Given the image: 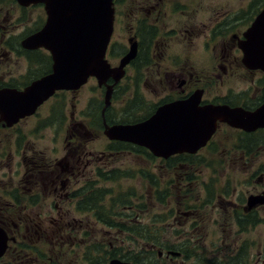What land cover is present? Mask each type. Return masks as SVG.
<instances>
[{
  "label": "rangeland",
  "instance_id": "374dc122",
  "mask_svg": "<svg viewBox=\"0 0 264 264\" xmlns=\"http://www.w3.org/2000/svg\"><path fill=\"white\" fill-rule=\"evenodd\" d=\"M165 1L169 2V0ZM174 1H176L175 11L177 13L172 15L170 12L167 14L161 12L160 15L155 11L157 10L156 1L153 5L155 9L151 10L152 2L138 0L139 7H137V0H123V8L119 11V19L116 23L113 61L118 64L121 60V54L130 44L129 35L134 32L132 27H138L139 19L151 30L142 34L145 42L142 47V49L144 48L143 53L148 51L151 57H156L158 61L153 60L147 66L145 63H141L136 71L129 69V76L123 79L122 87L125 88L112 99L109 109L111 112H107L108 121L121 122L144 118L152 112V105L159 100L158 97L161 94L160 87L155 83L162 62L161 52L166 54L175 52L173 56L178 55L189 66H194L197 69L207 68L208 75H215L212 78L216 79L213 87L218 95L226 94L230 90L242 91L249 88L250 79L246 68L240 64L239 59L236 61V55H240L238 51L228 55L225 60V57L222 56L227 51L225 43L219 44L218 42L216 51L213 48V41L210 42L212 44L208 46V49L202 46L208 36L210 23L217 17L226 15L228 11H238L236 15L239 29H236L235 32L245 31L248 28L246 22L253 13L251 6L255 2L252 5L249 4L256 0ZM143 3H146V7L152 13L148 12L147 8H142L141 4ZM185 3H189L187 4L189 9H186ZM263 3L261 2L259 5L262 7ZM1 9H9L8 15L5 17L8 18V22L12 21L13 24L9 27L6 25L11 40L10 45L0 42V54L10 51L6 59H0V83L10 82L24 85L46 71V60L51 57L48 51L39 49V52L47 55V59L44 56H38L37 60H30L29 58L35 57L36 54H29L30 51L25 50L20 44L27 33L44 23L46 14L41 5L21 9L16 0H0ZM1 17L2 15H0ZM178 22H182L179 24L180 26ZM183 23H186L187 27L197 24L201 31L193 32L192 28L188 27L189 31L185 32ZM204 23L208 24L205 28L203 27ZM172 27L176 30L174 31ZM153 29H159V36L158 31ZM4 30L0 26V40L5 34ZM147 32L155 35L151 36V34H146ZM229 36L231 37V34ZM3 38L5 39V37ZM216 53L218 59L214 57ZM9 55L12 57L10 58ZM222 67L226 70L224 71ZM11 77H15V79L13 80ZM163 81H167L166 78ZM137 84H140V89L139 94L136 95L134 89ZM97 87V81L91 80L81 90L74 92V111L80 112L88 105V108H91L92 112L94 111L98 122H101L105 96ZM66 98L68 100L66 104L54 101V109L62 107L69 111L71 93H68ZM128 99H132L129 105H127ZM134 99L141 102V112H135L134 108H130ZM123 100H125L124 104ZM45 109L44 107L36 116L23 120L19 127L27 133L28 141H35L48 154L52 156L63 154L65 128H62L61 135L56 140L52 139L54 130L46 129L44 138L41 140H37L35 136L40 134L43 129L38 133L30 131L39 121V117L46 114ZM102 130L103 126H99L97 129L99 138H93L87 142L86 149L95 151L94 158L98 155L97 151L107 149V137ZM9 133L10 130L0 129L2 148ZM238 137L239 133L229 128L220 130L215 137L219 153L212 155L210 146L203 149L198 157L201 164L198 171L193 170V166H197L196 158L190 159L193 162L191 167L180 168V160H172L170 165L162 161L155 164L144 151H137L134 154L122 151L116 153L115 156L104 157L99 164L103 167L104 172L107 168L119 167L121 170L116 169V172L109 173L115 179L102 178L101 182H96L97 186L107 189L100 202V206H102L100 213L96 209H79L74 205V227L72 225L67 231L69 235L74 231V238L72 236L67 238L69 248H72L68 249L67 246L65 249L63 248V264H87L95 259H109L112 256L121 258L120 256L124 253L131 252L145 255L151 249L168 251L172 249L171 245H176L177 250L180 248L179 251H182L184 256L170 257L164 252V256L160 257L159 264H214L213 261L224 264L232 254L237 252L239 246L248 241L247 259L249 263L261 262L264 224L260 223L248 231H241L236 223V212L241 205L242 208L245 206L247 197L251 193H260L264 190L262 185L257 187L259 184L257 179L264 172V134H256L252 137V141L259 140V145L247 144L248 141L245 140H242L243 143H241ZM20 142L24 143L25 141L22 139ZM248 145H251V149L246 153L242 147ZM17 147L18 144L15 143L14 151H17ZM53 147L57 149L55 154L51 152ZM2 148L0 149V180L4 179L8 182L10 177L16 178L18 170H23V167L20 165L21 156L16 153L12 158L13 174L12 176L7 175L10 161L4 157L7 151H3ZM115 150L121 151L124 148L119 145V148ZM207 162H212V165ZM87 172L92 173L91 170ZM94 175L98 179V172H94ZM83 178L86 176H80L78 180L75 176L74 183L80 181L79 183L83 185V182L86 181ZM189 178L190 180L187 181L186 179ZM152 184L156 187H151ZM3 185L7 184L0 183V199L2 202H6L8 200L4 199L9 197L7 190H10V187H3ZM207 185L214 188L215 193L212 198L209 197L205 188ZM163 187H170L172 195H167L164 201H160L157 193ZM224 188L229 191V194L219 195ZM182 201L184 204L181 203ZM179 207H191L194 211L198 210L196 221L179 215L177 213ZM38 210L44 213L47 209L42 206ZM241 210L243 211V209ZM257 211L261 217H264V205L258 207ZM100 217H106L108 221L124 223L127 226L138 223L142 230L151 231V236L155 237L156 241H161L164 247L153 246L154 241L145 239L150 238L147 233L142 236L135 233L129 234L116 227L108 226ZM154 227H157V235L154 234ZM166 244H170L169 248ZM186 247L195 249L196 251L193 252L196 254L192 256L186 254L184 250ZM33 264L38 263L35 261Z\"/></svg>",
  "mask_w": 264,
  "mask_h": 264
},
{
  "label": "flooded vegetation",
  "instance_id": "af4514ba",
  "mask_svg": "<svg viewBox=\"0 0 264 264\" xmlns=\"http://www.w3.org/2000/svg\"><path fill=\"white\" fill-rule=\"evenodd\" d=\"M146 1H149L148 3L152 2L150 7L151 10L155 9L153 5L155 4V1L157 2V10L155 11L158 14H160L161 12H165V14L170 12L172 13V15L174 13H177L175 11L176 1L174 0H169V2H166L165 0ZM254 2L255 1L250 2L249 5H252ZM122 4L123 0H114V32L107 49L106 58L109 61L111 67H118L121 64L122 58L126 54H128L134 44H136L137 48L136 56L134 59L130 60L129 63L124 67L125 74L121 79L116 81L113 76H110L102 84H100V81L96 76H91L88 80L97 81V88L102 92L103 96L105 95L108 85H112V99L116 95H119L120 92L125 88L122 87L124 83L123 79L129 76V69L136 71L141 63H145V66H147L153 60L158 61L156 57H151L148 51L146 53H143L144 48L142 49V47L145 42L142 34L145 31L151 30H149V28L143 24L141 19L137 21L139 23L137 28H135V26L132 27L134 32L129 35L128 41L130 42V44L129 46L127 45L126 49L123 51L124 53L121 54V60H119L118 62V64H120L118 65L113 61L112 54L115 46L114 41L116 23L119 19V11L123 8ZM185 4L187 6L186 9H189L187 5L189 3ZM253 5L251 6L252 10ZM141 6L142 8H147L146 10L148 12L151 11L148 7H146V3L141 4ZM20 7L21 9H26L22 6ZM137 7H139L138 0ZM263 7L264 6L260 7L258 12H255L253 10L252 16L249 17V20L246 22L248 28L252 25L256 16ZM8 12L9 9L0 10V15H2V17L0 18V26L5 29V34L3 35L5 39L2 37L0 42L6 45H10L11 42L10 36L8 35L6 29V25L9 27L13 24L12 21L8 22V18L5 17L6 15H8ZM237 12L238 11H228L226 15L217 17L212 23H210V25L208 26V36L205 38L204 46L202 47L208 49V46L212 44L210 42L213 41V48L216 51L218 42L219 44H221V42L222 44L225 43L227 51L222 54V56L225 57V60L228 55L230 56V54H234V51H238L240 55H236V61H238L239 59L240 64L244 68H246L247 75L250 79L249 88L242 91L230 90V92L226 94L218 95L217 91L213 87V83H216V79L212 78L215 77V75H208L207 72L209 71L207 70V68L197 69L194 66H189L183 61V59L179 58L178 55L173 56L175 52H168L167 54L161 52L160 55L162 62L160 70L158 71V76L156 77L157 81L155 82L156 85L160 87L161 94L157 93L160 94V96L158 97L159 100L152 105L153 110L147 115V117L152 115L159 106L177 100H185L194 92L200 90L202 91V100L200 105H204L207 103L229 104L233 107L237 106L243 107L247 110H255L264 102V71L260 69H249L242 62L243 52L239 47V41L244 38V32L248 28L241 33L235 32L236 29H239V21L236 15ZM180 23L182 22H178V25ZM207 25L208 24L204 23L203 27L205 28L207 27ZM183 26V31L185 32L189 31L188 27H191V30L193 32L201 31L199 25L197 24L188 25L187 27L186 23H183ZM172 29L174 31L176 30L174 27H172ZM158 30L159 29H156L154 31ZM146 34H151V36L155 35L151 32H147ZM229 34H231V37L229 36ZM9 52L10 51L2 52V54H0V59H6ZM9 56L10 58L12 57L11 55ZM37 57L38 56H32V58L29 59L37 60ZM214 57H218L217 53L214 55ZM45 59H47V57H45ZM46 66V71L35 79H38L52 72L53 60L51 57L46 60ZM222 68L224 71L226 70V68ZM11 78L13 80L15 79V77ZM164 78H166L167 81H163ZM14 84L10 82L0 83V89L16 87L21 90L25 88L29 83H26L24 85L17 83ZM83 86H81L77 90H56L52 96H50L37 108L33 115L21 119L11 127H5L3 125V122H0V129L10 130L7 139L4 141V147L2 148L0 144V149L2 148L3 151H7V153L4 154V157L10 161V163H8L10 165L9 171L6 174L9 176H12L13 174L12 158H14L13 155L16 153L21 156L20 165L23 167V170H18L16 178L10 177L8 182H6V180L4 179L0 180V183L5 182L7 184L3 185V187H10V190H7L9 197L4 199L8 201L2 202V199H0V226L5 229L9 236L8 248L5 254L0 257V264H33V262L35 261H37L38 264H63V248L65 249L66 246L68 249L72 248H69L67 238L69 236H72L74 238V231H72L71 235H69V233L67 232L68 229L72 227V225L74 227V205L80 209V206L84 205L85 200L88 201L86 196H89L91 192L93 193L95 187H99L96 185V182H101V179L103 178L101 173H105V175L107 176V180H112L115 178H110L111 176L109 175V173H112L114 169L115 171L116 169L121 170V168L119 167L114 169L107 168L104 172V169H102L103 167L99 165L101 163L100 160H102L106 156H115L116 153L122 151H128L129 153L134 154L137 151H142V149H145L144 152L147 151L148 153H151L147 148L143 146L133 144L128 141L110 140L109 138H107V149L97 151L98 155L96 158H94V156H96L94 153L95 151H87V142L93 138H99V133L97 132L99 126H103L102 132L104 134L105 121L108 125L116 123V121H108L106 118L107 111L111 112V110H109L110 108L105 110L104 113L102 109L101 122H98V120L95 118L96 115L94 111L92 112L91 108H88V105L81 109L80 112L77 111L76 113L74 111V92L81 90ZM139 89L140 84H137L136 88L134 89L136 95L139 94ZM68 93H71L70 110L66 111L62 109V107H57L54 109V101H56V103H67L68 100L66 97ZM130 100L132 99L127 100V105L130 104ZM124 103L125 100H123V104ZM44 107L46 108V114L39 117V121L37 122V124L35 123L30 131L33 133H38L43 129L40 134L35 136L37 140H41L44 138V131L46 129L54 130L52 139L56 140L57 137L61 135L62 128H65L64 146L62 148L64 149L63 154L56 156L48 154L44 150V148L39 147L35 141H28L27 133L23 132V129L19 127V124L23 120L36 116ZM130 108H134L135 112H141L142 104L141 102L134 99V103ZM57 111H59V113H57ZM81 114L82 116L79 117V115ZM134 121L135 120H124L121 121V123H130ZM228 128L239 133L238 138L241 143H243L242 140H245L248 141L247 144H252L253 135L261 133L264 134V128H259L256 131L252 132H246L242 129L231 127L226 123L219 122L217 131L212 139L206 146L202 147L195 154L178 153L168 158H164L155 156L153 153H151L153 155L152 159L155 164L158 161H162L167 163V165H170L171 161L174 158L180 159L192 156L199 157L202 150L209 146L212 148V155L218 154L219 150L216 145L215 137L218 135L220 130H228ZM22 139L25 141L24 143L20 142V140ZM254 141L259 142V140ZM6 143L7 145H5ZM15 143L18 144V147L16 148L17 151H14ZM119 145L123 147L124 150H115L116 148H119ZM110 147H114V149H111ZM242 149L245 150L246 153L250 152L251 145L242 147ZM51 152L55 154L57 153V149L53 147L51 149ZM88 170H91L92 173L89 174L87 172ZM94 172H98V179L95 178ZM75 176L77 180L80 176H86V178H83L86 181L83 182V185L79 183L80 181H76L74 183ZM257 183H259L257 187H260L261 185L264 187V172L258 177ZM151 187L156 186L152 184ZM92 195L94 196V194ZM89 203L90 201L85 203L84 206L89 205ZM181 203L184 204L183 201ZM42 206L46 207L47 209L44 213L38 210ZM177 213L181 216H184V218L186 219L192 218L194 222L196 221V218L198 216V210L194 211L193 209H191V207H179L177 209ZM177 251V255L169 256H184V253L182 251ZM164 252L167 251H162L159 253V258L164 256Z\"/></svg>",
  "mask_w": 264,
  "mask_h": 264
},
{
  "label": "water",
  "instance_id": "95a60500",
  "mask_svg": "<svg viewBox=\"0 0 264 264\" xmlns=\"http://www.w3.org/2000/svg\"><path fill=\"white\" fill-rule=\"evenodd\" d=\"M22 6L43 3L46 21L36 32L25 37L21 45L28 50L44 48L51 53L52 72L28 84L24 89H0V122L10 127L35 113L56 90L79 89L90 76L100 84L113 76L124 75V66L137 53L134 44L118 67H111L106 50L114 30V0H17ZM243 64L249 69L264 71V8L239 41ZM113 86L108 85L103 113L111 104ZM202 91L185 100L163 104L148 118L135 123L105 121L104 133L111 140L128 141L146 147L155 156L168 158L178 153L195 154L216 133L218 123L246 132L264 128V102L255 110L229 104L200 105ZM264 205V191L250 194L247 209ZM9 236L0 226V257L8 248ZM175 255L178 252L170 251ZM89 264H134L120 258Z\"/></svg>",
  "mask_w": 264,
  "mask_h": 264
},
{
  "label": "trees",
  "instance_id": "16d2710c",
  "mask_svg": "<svg viewBox=\"0 0 264 264\" xmlns=\"http://www.w3.org/2000/svg\"><path fill=\"white\" fill-rule=\"evenodd\" d=\"M261 2H264V0H256L255 1L254 5H253V10L255 12H258L259 8L261 7L259 5V3H261ZM39 51H30L29 54H36L35 56L47 57L46 54H44L42 52H39ZM140 119H142V117L135 118L134 120L138 121ZM252 144L259 145L260 143L252 141ZM142 151H145V149H142ZM147 155L151 159L153 158V155L151 153L147 152ZM193 158L197 159V161L195 162V164H197V166H193L194 167L193 170L198 171L201 168V164L198 161V157L192 156V157H184V158H180V159L179 158H174L173 160H175V161H179L180 160V163H181L180 168H183L184 166H190L193 163V162H191L190 159H193ZM188 163H190V164H188ZM207 163L212 165V162H207ZM113 172H116V171L113 170ZM101 175L103 176V178H107L105 173H101ZM110 178H115V177H110ZM186 180L189 181L190 178L186 179ZM205 188H206V190L208 192L209 197L212 198V196H214V193H215L214 188L210 187V185H207V187H205ZM106 191H107V189H103V187H95L94 192L93 193L91 192V194L89 196H86L88 201H90L89 205L84 206L85 203L88 202L87 200H85L84 205L80 206V209H85V210L86 209L87 210L96 209V210L100 211V209L102 208V206H100V202L104 198ZM221 192H222V194H221ZM92 194H94V196ZM228 194H229V191L226 188H224L219 193V195H228ZM167 195L168 196L172 195L170 187H163L162 190L160 189L158 191V198H159L160 201H164L165 200L164 198ZM241 206H240L239 209H237V212H236V219H237L236 223H237V225L239 227V230L248 231L250 228H253V227H255L256 225H258L260 223L264 224V217H261L258 214L257 207H255L252 210H245V208H244L245 206H243V208ZM241 209H243L244 212ZM100 218L105 224H108V226L113 227V228L116 227L118 230L126 231L129 234L135 233L137 235H141L142 236V234L147 233L150 238H145V239L146 240L150 239V241H154L155 243H153V246H158V247L160 246V248L164 247V244H162L161 241H156L155 237L151 236V231H149L147 229L142 230L141 229L142 228L141 225L138 224V223H132L131 225L127 226L124 223L108 221L106 219V217H100ZM162 230H164V228H162ZM153 231H154L155 235L158 234L157 233V227H154ZM248 244H249V241L244 243L243 245L239 246V248L237 249V252L235 254H232L231 257L229 258V260L226 261L224 264H251V263H249V260L247 259ZM166 246L169 248L170 244H166ZM170 248H172L173 250H177L176 245H171ZM119 249H122V248H119ZM179 250H180V248H179ZM184 250H185L186 254L188 253L189 256H192V255L196 254L195 252H193V251H196L193 248L186 247V248H184ZM159 252H160V250L156 251L155 249H151L147 253H145V255H140V254H143V253H140V252H137V253H140V254H135V253L131 252L129 254L124 253L120 257L124 258V259H127V260H130V261H132L135 264H159V260H161L159 258ZM261 259H262V261L257 263V264H264V244H263V251H262ZM94 261H97V260L95 259ZM213 262H214V264H218L216 261H213ZM254 264H256V263H254Z\"/></svg>",
  "mask_w": 264,
  "mask_h": 264
}]
</instances>
